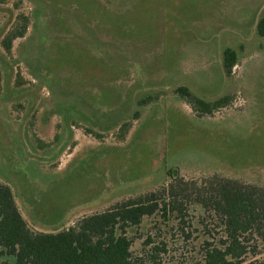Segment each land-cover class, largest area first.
I'll use <instances>...</instances> for the list:
<instances>
[{"label":"rangeland","instance_id":"obj_1","mask_svg":"<svg viewBox=\"0 0 264 264\" xmlns=\"http://www.w3.org/2000/svg\"><path fill=\"white\" fill-rule=\"evenodd\" d=\"M19 15L26 33L6 52ZM262 17L264 0H2L0 183L29 227L56 233L180 177L264 186ZM178 86L232 101L197 117ZM151 223L126 231L135 254ZM168 249L155 264H190L196 242Z\"/></svg>","mask_w":264,"mask_h":264},{"label":"trees","instance_id":"obj_2","mask_svg":"<svg viewBox=\"0 0 264 264\" xmlns=\"http://www.w3.org/2000/svg\"><path fill=\"white\" fill-rule=\"evenodd\" d=\"M28 23L26 16L16 17L1 40L6 52L24 36ZM255 32L264 39V17L257 21ZM221 64L230 77L236 52L224 49ZM173 93L197 117L210 116L232 101L230 95L205 100L186 86ZM151 101L142 98L136 105ZM132 116L137 119L138 111ZM129 128V122L123 123L120 136ZM145 218L152 222L156 240L147 234L135 254L126 231L138 228ZM174 237L187 246L196 242L190 264H264V186L217 176L199 182L180 177L156 191L84 216L66 229L45 233L29 227L11 188L0 183V264H155L160 255L168 254L169 238Z\"/></svg>","mask_w":264,"mask_h":264},{"label":"crops","instance_id":"obj_3","mask_svg":"<svg viewBox=\"0 0 264 264\" xmlns=\"http://www.w3.org/2000/svg\"><path fill=\"white\" fill-rule=\"evenodd\" d=\"M256 26V25H255Z\"/></svg>","mask_w":264,"mask_h":264}]
</instances>
